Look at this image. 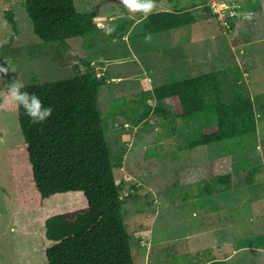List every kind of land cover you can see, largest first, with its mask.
Returning a JSON list of instances; mask_svg holds the SVG:
<instances>
[{
    "label": "rangeland",
    "instance_id": "rangeland-1",
    "mask_svg": "<svg viewBox=\"0 0 264 264\" xmlns=\"http://www.w3.org/2000/svg\"><path fill=\"white\" fill-rule=\"evenodd\" d=\"M155 2V11L190 9L195 20L147 33L143 15L129 13L114 0H74L79 11H96L94 29L55 48L43 45L33 32L22 0H0V67L8 69L0 72V92L9 91L14 81L70 78L76 69L85 71L88 60L106 78L97 103L112 154L122 155L114 173L124 196L122 212L135 264H200L213 252L221 258L224 250L233 252L227 264H264V37L242 42L243 26L229 33L226 24L232 18L227 8L242 16L241 23L263 14L264 0ZM9 8L16 30L4 14ZM258 23L264 26V20ZM220 70L232 71L229 78L239 71L237 78L256 110V131L184 148L188 137L216 123L215 109L205 108L189 120H171L157 108L173 110V100L155 97L153 87ZM224 85L228 100L230 87ZM23 141L17 111L0 108V264H46L45 249L52 240L44 237V219L78 201L77 192L53 194L43 207L18 209L11 162L22 158L19 151L12 158L9 152ZM254 166L259 169L251 175ZM224 172L229 173L228 190L202 191ZM226 237V249H215ZM242 246L248 248H237Z\"/></svg>",
    "mask_w": 264,
    "mask_h": 264
},
{
    "label": "trees",
    "instance_id": "trees-1",
    "mask_svg": "<svg viewBox=\"0 0 264 264\" xmlns=\"http://www.w3.org/2000/svg\"><path fill=\"white\" fill-rule=\"evenodd\" d=\"M114 1L124 7L120 0ZM22 4L33 32L45 46L65 47L68 38L94 29L96 11H79L74 0H22ZM4 14L15 29L13 11L9 8ZM231 17L229 33L241 24L242 42L264 37V26L258 23L264 20V13L247 17L241 23V15ZM144 20L146 32L155 33L189 24L195 14L190 9H163ZM86 65L85 71L76 69L70 78L24 84V91L35 93L45 106L53 108L43 124L31 123L22 107L7 103L9 91L0 92L2 108L17 111L24 137L22 145L9 152L12 158V152L19 151L22 158L21 162H11L16 205L20 210L43 207L53 194L77 192L75 207L54 212L43 221L44 237L52 240L45 249L46 264H135L131 234L122 212L124 196L114 173L122 155L112 154L97 103L99 88L106 78L96 74L88 60ZM220 72L226 77L220 78ZM230 72L209 71L153 87L155 97L173 100V110L157 108L171 120H189L205 108L215 109L216 123L201 128L196 137H188L184 148L256 131L252 97L238 80L239 71L229 78ZM224 84L230 87L228 100L224 99ZM258 169L254 166L249 172L252 175ZM211 180L202 187L206 194L229 189L228 172ZM207 264L227 263L215 259Z\"/></svg>",
    "mask_w": 264,
    "mask_h": 264
},
{
    "label": "clouds",
    "instance_id": "clouds-1",
    "mask_svg": "<svg viewBox=\"0 0 264 264\" xmlns=\"http://www.w3.org/2000/svg\"><path fill=\"white\" fill-rule=\"evenodd\" d=\"M120 3L129 13H141L145 19L153 14L157 7L155 0H120ZM112 31H115V26H112ZM145 39L150 42L151 35L147 34ZM7 71L8 69L0 67V72L7 73ZM24 88L22 81H14L9 88L7 103L22 107L31 123L43 124L51 117L53 108L45 106L38 95L24 91ZM2 107L3 105H0V108Z\"/></svg>",
    "mask_w": 264,
    "mask_h": 264
},
{
    "label": "crops",
    "instance_id": "crops-1",
    "mask_svg": "<svg viewBox=\"0 0 264 264\" xmlns=\"http://www.w3.org/2000/svg\"><path fill=\"white\" fill-rule=\"evenodd\" d=\"M241 1V0H240ZM242 6H244V4H242ZM178 7H173V8H165V9H168V10H178L177 9ZM179 9H184V8H179ZM244 11V10H243ZM264 13V12H263ZM144 17H142V19H143ZM137 21V20H136ZM135 21V22H136ZM130 29V28H129ZM128 29V30H129ZM170 30V29H169ZM164 31H167V30H164ZM162 32V31H161ZM123 33H126V32H123ZM263 196V195H262ZM260 199V198H259ZM264 199V198H263ZM263 199H260V201H262ZM255 217L257 218L258 217V215H255ZM228 239H229V242H230V238L229 237H226V238H223V239H221V242L223 241V243L222 244H220V242L219 243H216L215 244V246H214V248L215 249H217V248H222V246H224L222 249H226V246H227V244H225V243H227L228 242ZM226 245V246H225ZM229 246V245H228ZM243 247V249H240V248H242ZM242 247H237L239 250H241V251H244V249H246V248H248V247H246V248H244V246H242ZM232 248V250L233 251H235L236 249H235V247H231ZM229 249V248H228ZM227 251L229 252L228 254H226L227 253ZM238 251V250H237ZM237 251H236V253H237ZM240 251V252H241ZM239 252V253H240ZM232 251L231 250H224L223 251V255H222V257L221 258H218V254H215L214 252H213V254H211V255H209V256H207V257H205V259H203L202 261H200L199 263L200 264H207V263H209V261H212V260H215V259H222V260H229V258L231 257V255H232ZM231 254V255H230ZM234 255V254H233Z\"/></svg>",
    "mask_w": 264,
    "mask_h": 264
},
{
    "label": "built area",
    "instance_id": "built-area-1",
    "mask_svg": "<svg viewBox=\"0 0 264 264\" xmlns=\"http://www.w3.org/2000/svg\"><path fill=\"white\" fill-rule=\"evenodd\" d=\"M222 3V5H224V6H221V7H223V8H226V7H228V5L226 4V3H224V2H221ZM227 11H230L229 12V15H227V17H230V16H233V15H235V13H232V11L234 12V10H232L231 8L229 9V8H227ZM237 13V12H236ZM226 23V22H225ZM227 24V27H229V23H226Z\"/></svg>",
    "mask_w": 264,
    "mask_h": 264
}]
</instances>
